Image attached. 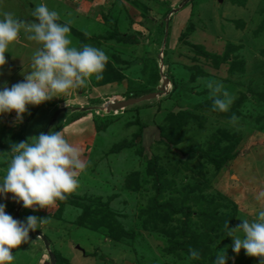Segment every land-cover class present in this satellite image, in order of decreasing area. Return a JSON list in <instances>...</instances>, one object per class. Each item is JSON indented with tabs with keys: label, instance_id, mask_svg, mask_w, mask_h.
<instances>
[{
	"label": "rangeland",
	"instance_id": "1",
	"mask_svg": "<svg viewBox=\"0 0 264 264\" xmlns=\"http://www.w3.org/2000/svg\"><path fill=\"white\" fill-rule=\"evenodd\" d=\"M41 3L84 33H70L73 45L109 61L103 79L29 106L22 121L0 115V181L12 144L41 132L61 131L86 163L76 191L49 210L0 197L16 220L46 219L12 264H214L224 249L227 264H260L233 252L223 226L264 209L255 200L264 190V0H0V12L31 21ZM36 47L22 31L0 88L23 81ZM208 80L234 98L228 112L212 111ZM234 154L219 171L210 159Z\"/></svg>",
	"mask_w": 264,
	"mask_h": 264
},
{
	"label": "clouds",
	"instance_id": "2",
	"mask_svg": "<svg viewBox=\"0 0 264 264\" xmlns=\"http://www.w3.org/2000/svg\"><path fill=\"white\" fill-rule=\"evenodd\" d=\"M33 19L22 20L11 12H0V69L6 63L5 53L18 41L23 31L27 40L37 47L31 56V71L23 81L6 83L0 88V115L15 112L16 120L22 121L29 106H40L46 101L66 94L71 89L87 87L94 77L103 79L109 57L89 44L73 45L70 22L60 23V15L46 4H38L31 13ZM3 73L0 72V75ZM212 101V111L228 112L234 98L221 82L205 83ZM238 117L233 113L231 123ZM12 156L7 161L5 175L0 181V197L11 199L32 211L49 210L63 202L79 187V173L85 170L82 150L68 142L61 131H50L11 146ZM264 204V190L255 195ZM6 205L0 203V264H12L13 250L19 249L30 239L46 219L28 216L26 221L14 219L6 213ZM236 227L224 223L227 236L233 240L232 250L237 255L243 249L248 257L264 264V209L254 218H239ZM200 253L189 248V260L199 259ZM227 249L217 253L214 264H227Z\"/></svg>",
	"mask_w": 264,
	"mask_h": 264
},
{
	"label": "trees",
	"instance_id": "3",
	"mask_svg": "<svg viewBox=\"0 0 264 264\" xmlns=\"http://www.w3.org/2000/svg\"><path fill=\"white\" fill-rule=\"evenodd\" d=\"M70 29H71V32H72V31H73L74 33H75V32H78L80 35L84 34V33H81L80 31L73 30V28H70ZM87 37H88V36H87ZM89 38H90V37H88V39H89ZM91 42H93V40H92ZM203 54L208 55V54H206V53H203ZM43 110H45V109L41 108L40 110L36 111V114H35V112H34L33 115H32V117H31V120H32V119H35L37 113L40 112V111H43ZM58 110H59V112L62 111V110L59 109V108H58ZM41 114H43V112L40 113V115H41ZM63 115H64L63 113L60 114L59 118H60L61 116H63ZM32 122H33V121H31L30 123H32ZM161 136H162V134H161ZM164 138H165V135H163V139H164ZM190 155L193 156L192 153H191ZM227 156H228V155H227ZM234 156H235V154L232 155V156H230V157H225V158H223L222 160H216V159H212V158H210V159H211V162L214 164L215 169H216L217 171H219V170H221V169L225 166L226 161L229 160V159H231V158L233 159ZM234 158H235V157H234ZM151 164H152L153 166H155L154 161H151ZM157 189H158V191H160L161 188L158 187ZM183 211H184L183 213H185V216H187V217H190V216L193 214V210L190 209V207L186 208V209L183 210ZM175 212H176V211H175ZM177 212H178V210H177Z\"/></svg>",
	"mask_w": 264,
	"mask_h": 264
},
{
	"label": "water",
	"instance_id": "4",
	"mask_svg": "<svg viewBox=\"0 0 264 264\" xmlns=\"http://www.w3.org/2000/svg\"><path fill=\"white\" fill-rule=\"evenodd\" d=\"M156 96H157L156 93H151V94H148V95H145L142 97L129 98V99L124 100V101L113 100V101L109 102L106 107H107L108 112L118 111V110H121L123 108L132 106L134 104H138L140 102L150 100L152 98H155Z\"/></svg>",
	"mask_w": 264,
	"mask_h": 264
},
{
	"label": "crops",
	"instance_id": "5",
	"mask_svg": "<svg viewBox=\"0 0 264 264\" xmlns=\"http://www.w3.org/2000/svg\"><path fill=\"white\" fill-rule=\"evenodd\" d=\"M67 96H68V95H65V96H63V97L66 99V98H68ZM67 105H68V104H67ZM6 143H7V142H6ZM7 144H8V143H7Z\"/></svg>",
	"mask_w": 264,
	"mask_h": 264
}]
</instances>
